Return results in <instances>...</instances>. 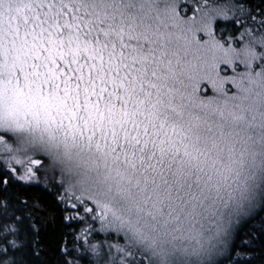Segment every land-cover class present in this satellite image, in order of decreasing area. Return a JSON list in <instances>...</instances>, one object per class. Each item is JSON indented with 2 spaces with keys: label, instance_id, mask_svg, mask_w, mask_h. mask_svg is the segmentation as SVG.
Returning <instances> with one entry per match:
<instances>
[{
  "label": "snow or ice",
  "instance_id": "obj_1",
  "mask_svg": "<svg viewBox=\"0 0 264 264\" xmlns=\"http://www.w3.org/2000/svg\"><path fill=\"white\" fill-rule=\"evenodd\" d=\"M0 264H264V0H0Z\"/></svg>",
  "mask_w": 264,
  "mask_h": 264
}]
</instances>
